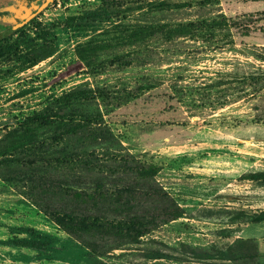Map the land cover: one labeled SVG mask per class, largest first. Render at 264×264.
Masks as SVG:
<instances>
[{
	"label": "rangeland",
	"instance_id": "374dc122",
	"mask_svg": "<svg viewBox=\"0 0 264 264\" xmlns=\"http://www.w3.org/2000/svg\"><path fill=\"white\" fill-rule=\"evenodd\" d=\"M31 1L0 0V30L29 13ZM150 2L57 0L41 11L37 16L54 31L49 40L56 50L20 71L15 61H0V135L63 92L94 90L95 98L88 103L94 115L105 110L96 97L98 89L135 92L138 97L103 117L114 140H85L78 149L69 150L74 153L66 157L64 167L72 166L67 173H77L78 178H67L64 192L92 196L96 180L110 188L129 177L137 179L136 173L121 172L127 164L149 168L150 182L184 213L148 228L138 244H124L94 257L0 179V264H215L218 261L212 259H187L180 244L211 252L236 247L240 239L251 240L255 261L264 264V222L251 224L231 217L236 211L264 210V188L241 177L264 169V19L255 18L247 35L235 27L212 24L264 12V0H167L169 6L160 10L151 9ZM108 7L117 14L80 18ZM201 22L210 25L208 32L168 40L160 32L142 42L114 35L140 26L167 31ZM115 26V33H110ZM31 34L27 39L38 50L42 42ZM90 38L109 40L110 49L99 53L100 58L109 52L120 58L111 66L98 67L105 68L101 74H92L73 53L76 44ZM41 140L47 143L44 137ZM80 158H91L93 165L84 168L77 163ZM156 206L147 209L157 212ZM96 210L107 219L121 217L117 208L99 205ZM157 242L180 260L144 259V252L161 248ZM241 263L250 261L231 262Z\"/></svg>",
	"mask_w": 264,
	"mask_h": 264
},
{
	"label": "trees",
	"instance_id": "16d2710c",
	"mask_svg": "<svg viewBox=\"0 0 264 264\" xmlns=\"http://www.w3.org/2000/svg\"><path fill=\"white\" fill-rule=\"evenodd\" d=\"M200 1L208 3L210 0ZM149 5L153 10H160L168 7L169 3L167 0H151ZM108 14L117 13L112 7H108L106 10L99 9L81 14L80 18L88 20ZM259 17L264 19L263 11L224 18L221 21L213 20L212 24L213 27H235L243 35H247L251 30V23ZM82 27L86 28V25ZM116 28L118 26L108 31L112 33ZM209 28L210 25L206 22L180 24L167 31L151 26H140L124 29L114 35L142 42L146 36L159 32L168 40L172 36H193L199 31L208 32ZM29 32L32 33V39L42 42L38 50H35V45L27 39ZM123 32L126 33L125 36H122ZM54 37L52 28L44 26L39 21V16H36L12 35L0 40V61L13 60L19 71L28 69L55 52L56 49L49 40ZM108 49L109 40L95 41L94 38H90L76 44L73 53L79 61L90 67L92 74H101L105 68L98 67L111 66L120 59L112 52L105 58H100L99 53ZM145 86L154 87L152 84ZM142 87L144 86H140L141 89ZM92 93L94 90L92 92L84 89L63 92L42 111L25 116L5 130L0 135V179L12 184L22 197L65 234L78 241L92 256L102 257L114 249H120L124 244L140 243V238L148 228L167 224L180 217L184 210L178 208L168 194L154 187L147 178L153 176L149 168L139 169L138 166L129 168L127 164L124 165L126 170L121 172L126 176L136 173L137 179L125 177L127 179L111 184L110 188L96 180L92 196H77L75 193L64 192L68 182L66 179L78 178L77 173H74V176L67 173L72 166L64 167L66 157H70L71 152L74 153L73 150L71 152L69 150L78 149L85 140L90 142L114 140V134L106 127L104 115H109L121 106L122 102L135 99L139 95L135 92L130 95L125 91L100 88L95 93L97 98L102 99L105 110L94 115L88 107V103L95 98ZM42 137L47 143L41 140ZM90 159L80 158L77 163L87 168L88 165H93ZM241 177L254 186L264 188V169L246 172ZM99 205L120 209L121 217L105 218L103 212L96 210ZM152 205H157V212L147 209ZM134 208L140 214L135 212ZM231 217L241 222L260 224L264 222V210L253 213L236 211ZM220 233L229 235L225 230ZM157 243L161 248H152L144 252L142 254L144 259L149 261L173 259L175 262L180 260V256L166 251L169 248L165 244ZM254 248L249 239H240L236 247H222L211 252L180 244V251L186 254L187 259H212L218 261L215 264H231L242 259L249 260L250 263L241 264H260L255 261L257 254Z\"/></svg>",
	"mask_w": 264,
	"mask_h": 264
},
{
	"label": "water",
	"instance_id": "95a60500",
	"mask_svg": "<svg viewBox=\"0 0 264 264\" xmlns=\"http://www.w3.org/2000/svg\"><path fill=\"white\" fill-rule=\"evenodd\" d=\"M54 1L55 0H34V1H31V9H30L29 13L20 17L19 19H17L16 21L11 23L10 25H7L6 27H4L0 30V40L12 35L18 29H20L25 24H27L30 20L35 18L41 11L46 9Z\"/></svg>",
	"mask_w": 264,
	"mask_h": 264
}]
</instances>
